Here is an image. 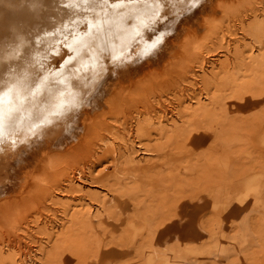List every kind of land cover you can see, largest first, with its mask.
<instances>
[{
	"label": "rangeland",
	"instance_id": "374dc122",
	"mask_svg": "<svg viewBox=\"0 0 264 264\" xmlns=\"http://www.w3.org/2000/svg\"><path fill=\"white\" fill-rule=\"evenodd\" d=\"M205 1L172 31L197 22ZM256 7L244 22L207 12L212 28L176 59L167 54L179 42L160 43L145 59L159 58L157 73L169 64L156 77L108 64L140 83L117 91L95 157L59 153L53 173L30 172L40 194L0 227V264H264V3ZM251 21L263 26L254 36Z\"/></svg>",
	"mask_w": 264,
	"mask_h": 264
},
{
	"label": "bare ground",
	"instance_id": "6f19581e",
	"mask_svg": "<svg viewBox=\"0 0 264 264\" xmlns=\"http://www.w3.org/2000/svg\"><path fill=\"white\" fill-rule=\"evenodd\" d=\"M207 1L215 0H206L205 4ZM216 1L209 11L205 4L200 10L202 21L197 22L202 25L188 24L192 31L191 27L186 28L188 31L179 28L187 35L184 40L179 36L181 43L176 36L180 30L172 31L178 17L203 0H108L107 4L103 0L95 4L92 0H0V227L14 220L20 203L35 200L40 194V180L30 177L36 165V172L40 166L43 170L42 166L59 168L63 161L49 160L59 153L80 158L82 152L89 151V157H95L94 148L100 149L95 140L107 125V114L118 109L120 91L141 81L133 82L126 74L121 79L122 72L110 75L108 64L139 66L135 72H142L140 76L144 67H149L150 71L142 75L144 79L146 75L156 77L163 68L158 73L154 70L160 65L159 58L145 59L160 43L171 39L179 42L176 50L167 54L176 59L175 55L181 56L185 44L199 37L204 26L212 28L207 12L211 16L229 13L244 22L256 18V6L264 3L250 0L231 7L236 8L233 10L229 6L237 0L227 4L226 0ZM257 25L255 21L248 25L250 36L261 30L262 22ZM162 63L163 69L169 65ZM135 76V80L141 78ZM143 124L149 126L151 122ZM22 167L24 170L18 172ZM41 182L48 190L53 187L51 179ZM58 188L54 186L52 192ZM76 217L74 222H84Z\"/></svg>",
	"mask_w": 264,
	"mask_h": 264
},
{
	"label": "snow or ice",
	"instance_id": "6c2138e0",
	"mask_svg": "<svg viewBox=\"0 0 264 264\" xmlns=\"http://www.w3.org/2000/svg\"><path fill=\"white\" fill-rule=\"evenodd\" d=\"M92 2L95 4L96 3V0H92ZM193 2H195V0H193ZM103 3L107 4L108 3V0H103Z\"/></svg>",
	"mask_w": 264,
	"mask_h": 264
}]
</instances>
